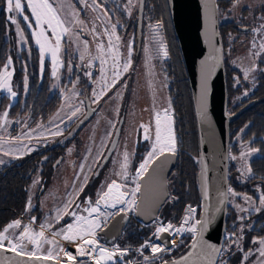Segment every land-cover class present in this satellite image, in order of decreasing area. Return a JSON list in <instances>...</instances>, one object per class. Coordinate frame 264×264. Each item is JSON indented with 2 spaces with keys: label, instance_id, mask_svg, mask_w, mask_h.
I'll use <instances>...</instances> for the list:
<instances>
[{
  "label": "rangeland",
  "instance_id": "1",
  "mask_svg": "<svg viewBox=\"0 0 264 264\" xmlns=\"http://www.w3.org/2000/svg\"><path fill=\"white\" fill-rule=\"evenodd\" d=\"M48 2L53 6L59 19L63 22V27H67L69 30L66 34L62 35L59 51L56 52L57 75L55 77L52 75L53 53L50 47H45L43 69L41 67L40 47L37 45L35 37L32 35L33 32H39V29L35 26V19L31 11L26 8L24 15L29 17L32 27L29 28L28 24L23 22V18L17 16L20 29L18 32L17 25L11 24L8 20L9 14L6 11V0H4V38L9 42L8 57L4 65L11 59V64L7 70L8 73H10L8 77V86L15 92V96H12L4 87H0V97L5 95L8 98L5 105L0 107V170L28 154L55 146L64 147L62 150L64 159L54 169L50 180L45 184L46 187L42 196L39 198L43 217L41 224H51L52 226L50 228L45 229V236L48 239H54L56 244L60 247L75 254L76 243L66 241L60 236H52L53 232L60 231L66 225L58 227L56 230H53L52 227L59 222L56 220L57 211L63 208L68 199L74 201L69 208V212L72 207H76V204L80 201V197L77 198L76 196L77 191L85 182V177H87L88 180L89 177L93 176L92 173L94 171L97 173V168H99L105 155L112 132L111 121L108 120V116L106 115V104L109 99L104 101L107 93L99 100V102H105L103 108L96 113L85 127L79 131L75 129L85 115L86 99L90 106L93 108L98 107L99 102L94 103L92 101L93 91L99 92L102 83L100 79V53L97 51L98 43L105 45V58L107 59V63L103 66L105 69L104 74L107 77V83H111L113 61L110 55H107L109 34L113 26L110 19L112 15L110 4L117 3L121 5L122 11L125 13L127 19L134 16L136 11H138V6L137 0H132L131 5H129L128 0H95V2L94 0H48ZM22 3H26V0H22ZM255 16H257V19ZM222 19L235 22L243 20L240 22H245L247 26L254 27L253 30H256L249 34L238 33L234 35L229 39L231 43L230 50L224 52V58L227 59L231 68L241 73V77L236 81V85L245 87L238 98L235 99V102H237L239 99H243L249 95V91L254 87L257 75L260 73L264 74V68L260 66V63L264 62V48H261V44L264 43V28L261 27L264 25V0H239V3H235V0H233V4L229 6L226 13L222 16ZM53 23H55V21H53ZM156 26V24L149 23L143 26L144 46L140 63L132 70L134 84L131 86L133 87L132 92L135 90L139 92V89H142V86H144L143 79L145 77L151 84H147V91L145 89V91H142V94L148 97L147 100L149 99L152 101L153 106L157 103L159 107H162L166 105L165 77L158 69L153 70L151 64L153 61L149 58L150 55L153 54L160 55L162 59L165 57L160 50V44L163 43L162 34L159 31L161 28L157 29ZM45 29L47 30V25H45ZM93 29H95V31H93ZM157 32L159 35H156ZM60 33H62V28H57V34ZM27 34L30 36L32 47L38 54L39 76L47 77V87L49 91L51 93H56L60 98L59 107L44 124L35 123L31 125L30 119L27 116L19 115L11 117L9 115V107L15 102L17 96L14 57L20 56L22 52H26L27 55L31 53ZM119 34H124V32L119 33L116 28L115 35L112 36V42L113 44L119 45V53L121 55L122 51L128 50L129 45L127 44L128 47L123 49L125 47L122 41L123 38L119 36V41L116 40V36ZM47 35L50 38L52 37L50 31H47ZM85 42H87V45ZM254 42L255 46H253ZM51 45L52 47L55 46L54 39H52ZM82 53L83 59L80 58ZM4 65L0 70V76L5 75ZM249 68H255V70L249 72L247 78H245L244 70ZM142 70L147 72L148 75H145ZM87 73H91V76L87 75ZM129 80L130 79H127V86ZM22 81L24 86H27L25 77ZM144 96L138 97L136 94L138 99L134 97V95H132V98L137 99L136 104L146 109L147 104ZM156 98H159V100L156 101ZM149 106L148 104V107ZM166 108L167 106H165L164 109ZM77 109H79V111H76ZM5 111L8 113L6 119L3 117ZM73 111H76L75 116L71 115ZM159 113L161 117H163V110ZM170 115L174 132L171 110ZM130 130H133V125ZM240 138L241 136H238L235 139V142L238 144V154L233 156L229 155V164L230 167L234 168V175L231 176L232 181L244 183L252 177L251 171L249 172V163L258 157V151L256 149L253 151L249 148L247 143H242L239 140ZM119 146L120 145H118L109 158L108 163H105V171L102 174H104V178L108 177V179H105L106 181H110L111 178H115L118 174L117 167L119 162L123 160L121 159L122 150ZM242 152L245 153L243 158H241ZM147 155L145 159H147ZM123 178L122 181L127 191L130 192L131 189L136 186V174L126 170ZM249 189L252 190L251 195L242 193H235V195H233V191L229 192L228 195V206L233 208L236 213L235 221L238 228L236 234H232L231 238L232 240H236L238 237H242V239H239L237 242L244 252L255 250L258 248V244L253 243V241L264 239V205L260 203V197L264 196V189L261 187V182L252 184ZM245 198L250 199L246 200ZM82 207H87V205ZM191 208L195 209V212L192 214L189 224L183 225L185 229L193 225L196 227L195 222L198 220L197 208ZM105 209H101V211L104 213L115 212L113 209L109 211V207H105ZM116 209L118 210V208ZM188 209L189 207L184 209L183 217L179 225H173L174 227L182 226ZM133 212L134 211H129L131 214H133ZM76 214L83 216L88 215L87 212L84 211H78ZM18 216H22L25 220H21L22 227L28 225L32 218H27L24 214H17V218ZM65 217H67V215H65L64 218ZM110 218L111 216L107 217V222ZM74 222V219L70 215L68 223ZM33 223L35 225L31 226L33 231L39 232L41 230V224L36 221ZM159 225L160 223L158 222L152 223V226H155V230ZM15 230L16 229L10 230V239H13L14 234L20 231V229L18 232H15ZM250 230L260 231L262 234L258 237L255 236L246 239L245 234ZM98 231L99 230H97V232ZM192 234L193 232L190 231L180 233L179 236L173 240L174 246L169 248L168 251L157 253V258L155 259L159 261L164 260V255H170L173 249L183 242V238L188 236L191 238ZM225 237L230 238V235H226ZM153 241L157 240L154 238ZM153 241L150 242L152 243ZM25 243L27 244V241H25ZM99 243L102 245L100 241ZM52 247V245L42 242V254L46 253L47 250ZM28 249L34 250L33 245L31 248L28 247ZM147 249L149 251L148 254L151 255L150 260L154 261L155 259L152 258V253L149 248ZM226 249L227 251L225 252L228 253L226 258L219 261L217 264H224V262H226L225 260H228L230 256L232 260L228 261L227 264H256L258 259H260L257 253L256 255L250 256L248 261L242 262L244 252L236 248L232 242H230ZM57 251L58 249H53L54 254ZM60 255L63 256L62 253H60ZM80 260H83V264H90L88 257H81Z\"/></svg>",
  "mask_w": 264,
  "mask_h": 264
},
{
  "label": "trees",
  "instance_id": "2",
  "mask_svg": "<svg viewBox=\"0 0 264 264\" xmlns=\"http://www.w3.org/2000/svg\"><path fill=\"white\" fill-rule=\"evenodd\" d=\"M3 7L4 0H0V70L8 57L7 53L9 50V42L4 38L5 22ZM118 7L117 3L110 4V9L112 10V15L110 17L111 23L119 27V33H121L123 29H126V33L136 34L138 11H136L132 18L127 19L125 15L117 11ZM146 23L162 26L159 31L162 34L164 46L170 54L169 61L165 62V64L168 63L166 69L163 70L165 78L173 79L171 67L169 70L167 69L173 58L178 59V67L174 74L175 80L173 82L170 80L166 81L168 104L169 102L171 103L174 112L173 128L176 138V153L178 154V160L175 169L168 178L170 192L169 200L160 212V217L163 219L164 225L171 223L172 225L178 226L186 207H196L197 218L199 214L198 206L200 201L196 182L199 145L196 120L189 83L187 81L178 44L172 30L165 0H145L140 34H142L143 26ZM230 26L232 25L221 24L219 26V34L222 42L223 28L227 27L229 33L231 32V30H229L231 29ZM27 37L29 46L31 47V53L27 55L26 52H22L20 56L14 57L17 96L15 102L9 107V115L11 117L19 115L27 116L30 119L31 125L35 123L44 124L59 107L60 98L56 93H51L49 91L47 87V77L39 76L38 54L32 47L28 34ZM224 68L227 111L229 114L237 112L249 101L264 98V74L260 73L257 75L254 87L249 91V95L235 102V99L238 98L245 87L236 85V81L240 78L239 71L232 69L225 59ZM24 77L26 78L27 86L23 84L22 79ZM7 100V96H1L0 107L4 106ZM229 131V155L233 156L238 154V144L235 142L238 136H241L239 140L242 143H247L249 148L258 151V157L249 163L252 177L244 183L232 181L231 176L234 175V168L230 167L229 164V188L236 194L242 193L251 195L252 190L249 189L250 186L254 183L261 182V187L264 189V104H260L244 113L237 121L230 124ZM142 158L143 155L140 156V160H142ZM34 165L29 158H23L8 164L0 170V231L9 223L15 221L17 214H24L27 218L35 217L37 223H42L43 217L42 211L39 208L40 202L35 199L31 200V207H28L30 197L29 173L30 170L35 167ZM42 167L45 173V170H48V164H43ZM235 217L236 213L234 209L228 206L226 235H230V238L225 237L222 249H226L229 246L230 242H232V234H236L237 232L238 228ZM132 222V226H134L132 230H136L137 227L139 231L135 234L134 238L130 237V240L122 238L119 242L121 246L137 248L142 246L146 241H153L155 237V226L151 224L141 227L133 218ZM65 224V222L57 223L52 228L56 230L58 227H61V225L63 226ZM18 231L19 229L15 230V232ZM261 234L260 231L250 230L245 234V238L258 237L261 236ZM126 235H129V232H127ZM167 235L169 238L172 236L168 232ZM190 241V236L183 238V242L175 247L170 255H164V258L170 260L180 256L187 250ZM152 244L163 246V244L158 241H153ZM28 247L31 248L32 245L27 244V249ZM144 250L146 253H149L147 248ZM227 254L228 253L224 251L223 254L219 256L217 263L225 259ZM230 260H232L231 256L225 261L228 262ZM159 263V260L151 261V264Z\"/></svg>",
  "mask_w": 264,
  "mask_h": 264
},
{
  "label": "water",
  "instance_id": "3",
  "mask_svg": "<svg viewBox=\"0 0 264 264\" xmlns=\"http://www.w3.org/2000/svg\"><path fill=\"white\" fill-rule=\"evenodd\" d=\"M165 2L189 83L196 120L199 145L196 182L200 201L197 221L207 218L209 226L207 231L203 232L202 239L193 233L187 250L180 256L164 262L172 264L173 261L189 257L187 264H208L209 250L206 245L211 244L222 249L226 235L229 195V126L250 109L264 104V98L249 101L233 114L227 111L225 68L216 0H165ZM144 5L145 0H138L139 36ZM204 77H207V95L206 101L202 103L201 83ZM86 109L85 116L77 126L84 125L91 117L87 99ZM121 122L122 119L118 123L97 172L114 150ZM177 160V153L175 155L166 153L160 156L138 181L141 189L136 197L138 207L132 217L141 227L154 222L163 223L160 212L170 197L168 178L175 169ZM122 206L117 205V208ZM101 209L105 207L102 205ZM130 219L129 213L126 216L124 212L113 215L106 227L97 232L102 243L107 246L116 244ZM196 227L199 229L200 225L196 224ZM154 238L166 248H171L167 233H161L159 239L156 236ZM195 241L199 243L193 248ZM190 253L193 255L189 256ZM6 258H10L11 264H20L21 261L29 264L27 257H17L11 252H0V261ZM212 258L218 261L219 257ZM30 264H60V262L51 259L47 261L33 259Z\"/></svg>",
  "mask_w": 264,
  "mask_h": 264
},
{
  "label": "snow or ice",
  "instance_id": "4",
  "mask_svg": "<svg viewBox=\"0 0 264 264\" xmlns=\"http://www.w3.org/2000/svg\"><path fill=\"white\" fill-rule=\"evenodd\" d=\"M95 2V0H94ZM129 5H131L132 0H128ZM235 3H239V0H235ZM31 11L33 18L35 19V26L39 29V32H33L32 35L35 37L37 45L40 47L41 53V67L43 69V55L45 47H50L52 50V60H53V70L52 75L55 77L57 75L56 69V52L59 51L60 44H61V37L63 34H66L69 30L67 27H63V22L59 19L58 15L55 12L53 6L48 2V0H26V3H22V0H6V11L9 14L8 20L11 24L17 25V31L19 32V23L17 20V16L23 18V22L28 24V27H32V23L27 15H24L25 9ZM46 10V11H44ZM55 21V23H53ZM45 25H47V30L45 29ZM162 27L161 25H157L156 28ZM264 28V25L261 26ZM57 28H62V33L57 34ZM47 31L52 33V37L50 38L47 35ZM95 31V29H93ZM107 31V29H106ZM256 31L255 29L253 30ZM116 26H112V31L109 34L107 49V55H110L113 63H112V77L111 83H107V77L105 76V69L104 64L107 63V59L105 58V45L102 43L97 44V51L100 53V71H101V85L99 92L93 91L92 93V101L94 103L99 102V100L112 88L116 85L121 77V72L126 73L130 66H131V43L128 47V57L129 59L126 60L121 64L119 59V45L113 44L112 36L115 35ZM156 35H159L157 32ZM52 39L55 40V46L52 47L51 41ZM116 40L119 41V36H116ZM87 45V42H85ZM255 46V42L253 43ZM261 48H264V43L261 44ZM160 50L163 55L167 56L166 47L163 43L160 44ZM147 51V50H146ZM81 59H83V53L81 54ZM11 64V59H9L8 63L4 65L5 75L0 76V87H4L7 91L12 95L15 96V92L8 86V77L10 73H8V67ZM255 68H249L244 70L245 78H247L249 72L254 71ZM87 75L91 76V73H87ZM120 93H117L119 96ZM207 95V77H204L201 83V102L204 103L206 101ZM171 110V103L169 102V107L163 110V117L159 112L155 115V138L152 144L151 151L147 155V159H145L140 165L139 169L136 172V186L135 188L131 189L130 192L124 190V186L118 183L116 180H112L102 188H106L97 194V199L93 202L91 198H86L84 204L87 207L82 208V211L87 212V216L77 215L75 212H69V207L74 203L72 199H68L63 208L57 211L56 220L57 222L64 218L65 215H71L74 219V223H67L65 227H63L60 231L53 232L52 236H60L62 239L66 241H70L76 243V250L75 254L67 251L63 247H60L56 244L54 239H48L45 236V229L50 228L51 224H41L40 231L34 232L31 224L35 222V217H32L30 223L28 225H24L22 227L21 220L17 219L11 223H9L6 227L0 231V252H11L14 256L17 257H27L28 262L35 259L36 261H47L49 259L59 261L60 264H83L80 260L81 257H88L90 264H118V261L115 259L117 254L120 257H123L127 253V249H112L109 250L108 248L103 247L99 241L97 240V230H103L104 227L107 225V217L117 215L120 212H124L125 216L129 211H135L138 207L136 194L140 192L141 185L138 182L148 171L151 164L154 160L159 159L160 156H164L166 153L175 155L176 153V138L174 136V132L172 129V118L170 115ZM76 111H79L77 109ZM76 111L71 113L72 116L76 115ZM7 111L3 113V117L7 118ZM144 129L145 135L144 139H150L149 136V126L142 124L140 126ZM253 151L255 149H252ZM245 153H241V158H243ZM234 159V157H233ZM128 164V153H124L123 163L120 165L121 172L118 175H124L126 173ZM251 170L249 169V172ZM87 182V177H85V183ZM83 184L81 185L79 192H83ZM228 192H232V189L229 188ZM235 195V193H232ZM250 199V198H245ZM260 203L264 205V196L260 197ZM104 207H111L116 208L117 205H123L117 210L115 213H104L101 211V206ZM28 207H31V203L29 202ZM77 208H80L81 205L76 204ZM195 212V209L189 207L188 213L186 214L181 227H174L171 223L164 225L161 223L154 233L157 239L160 238L161 233L168 232L170 235L175 236L178 233H182L184 231H190L195 233L197 236H203V232L207 231L209 226V220L207 218L196 221V224H199V229L197 227L190 226L187 229L183 227V225H188L190 219L192 218V214ZM242 219V218H241ZM11 229H20V231L14 234V238H9V232ZM242 239V237H238L236 240H232V244L235 245L241 252H244L240 245L238 244V240ZM33 245L34 250H27V244ZM46 243L52 245V248H49L46 253L42 254L41 244ZM199 241H195L193 243V248L197 247ZM253 243L258 244V248L255 250H251L249 252H244L242 257V262H246L249 260L250 256L256 255L260 259L256 262V264H264V239H260L258 241H253ZM206 247L209 250V259L208 264H217V261L212 257H219L223 254L224 251L227 249H219L215 246L208 244ZM56 248L58 251L54 254L53 249ZM144 248H150L152 253V258L155 259L157 253H161L164 251H168V249L162 247L158 244H152L150 241H146L142 246ZM63 254V256L60 255ZM141 255H143V251L141 250ZM193 255L190 253L189 256ZM189 257H183L180 261H173L172 264H187ZM145 264H151L150 258L148 256H144ZM0 264H11L10 258H6L3 261H0ZM20 264H24L23 261ZM127 264H132L131 261H128ZM166 264V262H164ZM227 264V262H224Z\"/></svg>",
  "mask_w": 264,
  "mask_h": 264
},
{
  "label": "flooded vegetation",
  "instance_id": "5",
  "mask_svg": "<svg viewBox=\"0 0 264 264\" xmlns=\"http://www.w3.org/2000/svg\"><path fill=\"white\" fill-rule=\"evenodd\" d=\"M216 3H217V10H218L219 26L221 24H223V25L231 24L232 25V26H230L231 29H229V30H231V32L228 33L227 27H224L223 32H222L223 42L221 40V43H222L223 58H224V52L230 50V44L231 43L229 42V39L238 33H248V34L252 33L254 27L253 28L249 27V26H247V24L245 22L244 23L240 22L243 20H240V21L238 20L237 22H235V21H225L222 19V16L226 13L229 6H231L233 4V0H216ZM118 6L119 7H118L117 11L122 13L123 15H125V13L122 11L121 5H118ZM255 18L257 19V16H255ZM112 25H115V24H112ZM115 26L117 28V32H119L118 31L119 27L117 25H115ZM125 31H126V29H123V31H121V33L124 32V34H119L118 36L123 38L122 41L124 42V46H125L123 49L128 47L127 44L129 45L131 43V48H132L131 57H130L131 66L126 73L121 72V77H120L119 81L116 83V85L114 87H112L107 92L104 101L109 99L108 103L106 104L107 105L106 115L108 116V120L111 121V125H112V132H111V136L109 139L110 142L114 136V133L116 131V128L118 126L120 119H122L120 131H119V136H118V139H117V142H116V145L114 147L113 152L118 147V145H120L119 148L122 150L121 159H124V153L125 152L128 153V164H127L126 170L130 171L133 174H136L137 170L139 169V165L145 160L146 155L151 151V148H152V144H153L154 137H155V115L157 112L164 110L165 106H167V108L169 107V104H168L169 100H168V97L166 95V105L165 106L163 105L162 107H159V104H157V103H156V105L153 106L152 101H150L149 99L147 100L148 97H145L142 94V91H145V89L147 91V84H151L150 82H148L149 80H147L145 77L143 79L144 86H142V89H139V92L137 90L132 92L133 87L131 85L134 84V77H133L132 70H134L137 67V65L140 63L142 49L144 46V39H143V33L140 34V36L138 35V30H137L136 34L126 33ZM232 45H233V42H232ZM167 53H168V51H167ZM169 55L170 54L168 53L167 56L164 57L163 59L158 54H156V55L153 54V55H150V57H149L153 61V62H151L153 70L158 69V71L164 77H165V75L163 73V70L166 69V66L168 63L165 64V62L169 61ZM119 59L121 61V64L123 62H125L126 60H128L129 59L128 50L122 51V54L120 55ZM225 60L227 61V59H225ZM227 63H228V61H227ZM260 66H262V68H264V62H261ZM170 67L172 70L173 79L165 78L166 87H167V83H166L167 80L168 81L170 80L172 82L175 80L174 74H175L177 67H178V59L177 58H173L171 60V64L167 70H169ZM142 72L145 73V75H148V73L145 72L144 70H142ZM239 76L241 77L240 71H239ZM125 77H127V78H125ZM127 79H130L128 86H127ZM117 93H120V95L117 96ZM136 94L138 95V97H142V96L145 97V101L147 104L146 109H144L143 106H139L138 104H136V102H137L136 100L138 99L136 97ZM132 95H134V97H136L137 99H133ZM158 100H159V98H156V101H158ZM104 103L105 102H99L97 108H93L89 104L90 109H91V117L88 120V122L96 115V113H98L99 110H101L103 108ZM148 104L150 105L149 107H148ZM86 111H87V109H86ZM86 111H85V114H86ZM171 113L173 116L174 112H173L172 107H171ZM88 122H86L82 126H76L75 130H78V131L81 130L83 127L86 126V124ZM142 124L149 126V133L148 134L150 136V139H148V140L144 139L145 132H144V129L140 127ZM132 125H133V130L131 131L130 128ZM109 141H108V143L110 144ZM63 148L57 147V146L51 147V148H46L42 151L31 153V154H28V155L21 158V159L29 158L31 160V163L33 165L35 164L34 165L35 167H33L29 173V175H30V183H29L30 197H29L28 203L34 199L39 201V198L42 196L43 191L46 187L45 184L50 180V177L53 174L54 169L64 159V155H63V151H62ZM113 152H112V154H113ZM112 154H111V156H112ZM141 155H143L142 160H140ZM18 160H20V159H18ZM108 161H109V159L107 160L106 164L108 163ZM122 163H123V160L121 162H119V165L117 167L118 168L117 169L118 174L121 172L120 165ZM43 164H48V170L47 171L45 170V173L43 171L44 169H42ZM106 164H104L97 173H95L96 171H94L92 173L93 176L89 177V179L87 180L86 183L85 182L83 183V186H84L83 192H79V190H78L76 193L77 198L80 197V201L78 202V204L81 205V207L80 208L72 207L70 212L78 213V211H82V208H83L82 206L86 205V204H84V201L86 198H91V200L94 202L98 198L97 194L106 189V188H102V186L107 185L112 180H116L118 183L122 184L124 186V190L127 191L126 186L122 181L124 179L123 178L124 175H118L117 174V176L115 178H111V179L109 178L110 181L105 180V179H108V177L104 178V174H102V173L105 171ZM133 168H134V170H133ZM35 191H36V193H35ZM39 208H40V203H39ZM109 208H110L109 211H111L113 209V211L117 212V209H116L117 206H116V208H111V207H109ZM105 210H107V209H105ZM127 213H129V212H127ZM129 214L131 215L130 222L126 226V228L123 230L121 237L116 242V245H118L122 249H128V248H132V247L121 246L119 243L120 240L122 238L130 240V237L134 238L135 234L138 233V231H139L137 227H136V230H132V228L134 227V226H132L133 225L132 224L133 223L132 222L133 217H132L131 213H129ZM69 218H70V215H67V217H65L62 221H59L58 223L65 222L67 224ZM127 232H129V235H126ZM97 238H98L97 240L102 243V239L99 238L98 233H97ZM165 260H167V259L160 260V263L165 261ZM150 262H151V260H150Z\"/></svg>",
  "mask_w": 264,
  "mask_h": 264
},
{
  "label": "built area",
  "instance_id": "6",
  "mask_svg": "<svg viewBox=\"0 0 264 264\" xmlns=\"http://www.w3.org/2000/svg\"><path fill=\"white\" fill-rule=\"evenodd\" d=\"M194 208H196V207H194ZM17 219L24 220V218L22 216H18ZM31 226H35L34 223H32ZM102 245L106 248L123 250L122 248H120L116 244H114L113 246H107V245L102 243ZM127 250L128 251H127L126 255H124L123 257H120L119 254H117V256L115 257V259L118 261V264H127L128 261H131L132 264H145L144 256L151 257V255L146 253L145 250L141 248V246H139L137 248H128ZM141 250L143 251V255H141ZM69 263H71V262H69Z\"/></svg>",
  "mask_w": 264,
  "mask_h": 264
},
{
  "label": "bare ground",
  "instance_id": "7",
  "mask_svg": "<svg viewBox=\"0 0 264 264\" xmlns=\"http://www.w3.org/2000/svg\"><path fill=\"white\" fill-rule=\"evenodd\" d=\"M179 234L180 233H178V234H176L175 236H172L171 238H170V242H171V247H173L174 246V239L175 238H177V236H179ZM178 240V239H177ZM104 247V246H103ZM162 247H164V248H166L164 245L162 246ZM106 248V247H105ZM109 250H112L111 248H108ZM166 249H168V248H166ZM83 258V257H82ZM109 264H110V262H109Z\"/></svg>",
  "mask_w": 264,
  "mask_h": 264
}]
</instances>
